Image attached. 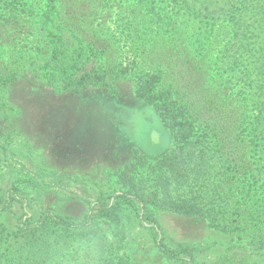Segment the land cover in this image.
Instances as JSON below:
<instances>
[{
    "label": "rangeland",
    "instance_id": "rangeland-1",
    "mask_svg": "<svg viewBox=\"0 0 264 264\" xmlns=\"http://www.w3.org/2000/svg\"><path fill=\"white\" fill-rule=\"evenodd\" d=\"M59 1L58 6L68 4L71 8L65 12L57 6L54 16L75 20L70 43L64 41L63 34L69 30L64 26L38 32L50 42L48 48L38 43L35 33L26 31L24 39L0 50L4 54L0 63L19 68L16 77L6 70L2 78L8 76L7 86L0 90V197L10 196L19 202L13 203V211L0 213V264H264L244 246L243 239L210 229L205 219L155 211L154 223H150L138 218L132 201L118 197L129 189L118 183L116 169L139 154L132 175L150 179L172 141L151 107L138 101L134 82H122L116 91L99 84L100 67L106 63L105 57L96 54L102 43L76 38L88 36L92 26L95 36L105 39L106 31L114 29V21L98 20L102 14L94 7L103 5L115 16L118 8L129 7L134 0ZM150 1L160 18L164 19L166 12L173 14L175 21L167 30L190 42L186 50L194 46L201 18L184 3L191 1ZM52 2L43 0L31 17L39 21ZM3 14L0 7V17ZM17 17L27 18L24 14ZM146 28L143 33L153 36V46L164 49V26ZM117 43L113 48L131 50L132 44L120 39ZM8 50L23 55L14 60L5 53ZM79 50L83 56L78 62L53 57L58 52ZM127 62L122 63L125 70L140 65L137 60L131 66ZM216 64V56L204 62L209 74L230 90L226 67L219 64L222 69H218ZM82 66L86 73L92 71L94 79L91 84L76 86L75 70ZM70 74L72 83L67 82ZM248 161L258 164L263 174L256 176L258 186L236 200L264 203V152L249 155ZM128 197L132 200L130 194ZM42 212L71 225L48 220L36 234L38 242L29 233L15 234L16 222H26ZM89 215L95 223L82 235L77 226ZM160 248L177 255L167 257Z\"/></svg>",
    "mask_w": 264,
    "mask_h": 264
},
{
    "label": "trees",
    "instance_id": "trees-1",
    "mask_svg": "<svg viewBox=\"0 0 264 264\" xmlns=\"http://www.w3.org/2000/svg\"><path fill=\"white\" fill-rule=\"evenodd\" d=\"M42 1L0 0L4 12V17H0V50L4 45L11 46L24 39L26 31L35 33L38 43L48 48L50 42L38 32L64 26L70 30L63 34L64 41L70 43L75 20L54 16L61 1L53 0L54 3L47 5L46 16L39 21L31 17ZM190 1H185V5L201 19L195 45L188 50L186 45L190 42L186 38L167 30L175 21L173 14L166 12L164 19L160 18L150 0H134L129 7H120L116 17L103 5L94 7L102 14L96 18L114 21V29L106 31L104 39L95 36L91 26L88 36L76 38L102 43L103 48L96 54L99 58L105 57L106 63L100 67L99 84L116 91L122 82H134L138 101L151 107L172 141L170 151L158 162L154 177L132 175L133 161L139 160V154L116 169L118 183L129 189L120 192L118 197L132 201L138 218L150 223H154L155 211L205 219L210 229L235 234L245 241L241 246L264 260V203L239 201L243 192L248 193L253 186H258L256 176L263 174L258 164L247 162V158L264 152V0ZM59 7L65 12L71 8L68 4ZM19 14L27 18L20 20ZM148 25L164 26V49L154 47L153 36L143 33ZM118 39L132 44L131 50L113 48ZM5 53L15 57L14 60L23 55L16 50ZM3 55L0 52V58ZM53 55L54 59L70 58L74 62L83 56L81 50ZM214 56L229 73L230 90L223 88L219 79L211 76L204 66V62ZM136 60L140 65L132 68ZM124 61L131 67L125 70ZM219 64H216L218 69H222ZM84 67L75 70V78L70 74L67 82L74 78L76 86L91 84L92 71L86 73ZM7 69L13 73L11 76L19 73L17 66L6 68L0 63V90L7 86L8 76L2 78ZM127 71L135 78L123 76V73L128 75ZM12 199L0 197V213L13 211V203L19 202ZM32 218L16 222L15 234L29 233L36 239L34 242H38L36 234L44 229L48 220L56 225H71L48 212ZM94 223L95 219L89 215L77 227L86 235ZM160 251L170 258L177 255L166 248Z\"/></svg>",
    "mask_w": 264,
    "mask_h": 264
}]
</instances>
